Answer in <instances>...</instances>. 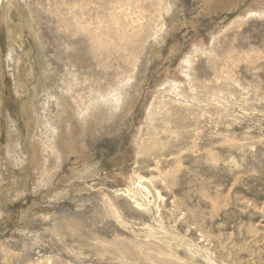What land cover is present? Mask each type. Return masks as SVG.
Masks as SVG:
<instances>
[{"label": "rangeland", "instance_id": "1", "mask_svg": "<svg viewBox=\"0 0 264 264\" xmlns=\"http://www.w3.org/2000/svg\"><path fill=\"white\" fill-rule=\"evenodd\" d=\"M0 264H264V0H0Z\"/></svg>", "mask_w": 264, "mask_h": 264}, {"label": "bare ground", "instance_id": "2", "mask_svg": "<svg viewBox=\"0 0 264 264\" xmlns=\"http://www.w3.org/2000/svg\"><path fill=\"white\" fill-rule=\"evenodd\" d=\"M1 77V76H0Z\"/></svg>", "mask_w": 264, "mask_h": 264}]
</instances>
